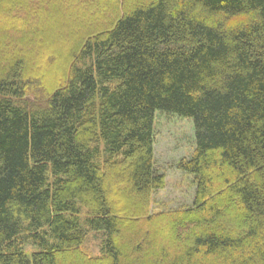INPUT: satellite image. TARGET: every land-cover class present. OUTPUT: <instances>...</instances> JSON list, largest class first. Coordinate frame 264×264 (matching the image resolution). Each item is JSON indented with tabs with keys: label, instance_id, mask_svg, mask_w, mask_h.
Instances as JSON below:
<instances>
[{
	"label": "trees",
	"instance_id": "1",
	"mask_svg": "<svg viewBox=\"0 0 264 264\" xmlns=\"http://www.w3.org/2000/svg\"><path fill=\"white\" fill-rule=\"evenodd\" d=\"M157 113L189 208L151 210ZM0 264H264V0H0Z\"/></svg>",
	"mask_w": 264,
	"mask_h": 264
},
{
	"label": "rangeland",
	"instance_id": "2",
	"mask_svg": "<svg viewBox=\"0 0 264 264\" xmlns=\"http://www.w3.org/2000/svg\"><path fill=\"white\" fill-rule=\"evenodd\" d=\"M19 20L23 21L22 19ZM242 20L241 17L235 18L230 21V24H236L242 22ZM48 41L51 40L45 38L46 50L44 51L53 48L51 42ZM59 42L63 43L64 41L60 39ZM12 48L13 52L23 54V49L17 46H12ZM26 70L30 73L33 72L29 67ZM153 149L154 166L158 173L165 176V187L152 196V212L175 211L191 207L195 192L194 179L177 169L178 163L187 160L194 149V131L191 121L175 115L157 113L154 121ZM99 236L101 235L91 233L84 241L82 250L89 257L100 255L101 243ZM24 249L27 254L36 250L31 246H25Z\"/></svg>",
	"mask_w": 264,
	"mask_h": 264
}]
</instances>
